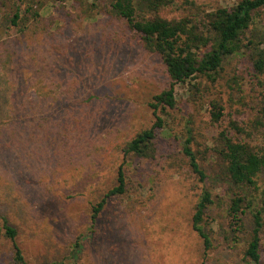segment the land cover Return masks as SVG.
<instances>
[{
    "label": "rangeland",
    "instance_id": "1",
    "mask_svg": "<svg viewBox=\"0 0 264 264\" xmlns=\"http://www.w3.org/2000/svg\"><path fill=\"white\" fill-rule=\"evenodd\" d=\"M195 1L209 9L239 0ZM46 6L42 13L51 16V31L57 35L55 49L46 46L54 51L49 61L76 73V155L53 153L58 142L41 138L43 131L30 141L19 137L23 143L12 149L3 144L6 140L0 142V264H17L4 221L15 228L26 264H251L244 255L250 212L242 215L240 232L231 230L225 213L229 188L247 197L250 191L216 173L212 152L217 134L231 131L230 121L243 130L231 131L235 140L264 151V76H254L248 54L227 59L215 83L199 78L177 84L175 109L157 113L165 125L154 140V155L140 158L125 148L155 122L149 104L170 83L160 58L136 46L130 32L115 40L121 27L110 17L77 18L68 0ZM8 12L0 11V37ZM253 18L251 29L261 31L264 8ZM60 74L65 75L63 68ZM194 83L201 85L199 92ZM27 95L34 98L32 92ZM212 102L223 108L216 123L210 121ZM188 130L191 150L207 176L204 183L181 152ZM74 134L69 131L62 140ZM119 167L124 193L108 198L92 220V206L116 185ZM258 186L264 188V175ZM203 187L222 197L204 218L212 246L207 256L191 227ZM260 233L264 245V228ZM261 257L264 263L263 250Z\"/></svg>",
    "mask_w": 264,
    "mask_h": 264
},
{
    "label": "trees",
    "instance_id": "2",
    "mask_svg": "<svg viewBox=\"0 0 264 264\" xmlns=\"http://www.w3.org/2000/svg\"><path fill=\"white\" fill-rule=\"evenodd\" d=\"M68 1L77 18L99 15L100 20L110 17L118 23L121 30L115 33V40L130 32L136 46L160 58L170 79L168 88L154 95L149 104L155 116L154 124L128 142L126 154L140 158L154 155V140L165 125L157 113L175 109L177 84L199 78L215 83L223 63L243 53L248 54L254 76H264V28L251 29L253 14L264 8V0H239L228 7L209 9L195 0ZM50 3L51 0H0V11L9 8L8 25L0 37V142L6 140L3 144L12 149L23 143L22 139L30 141V137L43 131L41 138L58 142L53 153L66 156L72 151L76 155V73L66 65L54 66L49 61L54 51L47 50L46 46L55 49L57 35L51 31L55 24L51 16L46 17L42 12ZM61 68L64 76L60 74ZM192 87L199 92L201 85L194 83ZM29 92L34 98L27 95ZM92 99L90 96L86 100ZM210 107V121H220L222 106L212 102ZM47 112L51 115L47 116ZM229 128L237 134L243 132L236 121H230ZM69 131H74V136L63 141L62 135L68 136ZM231 131L222 130L217 134V147L212 149L216 157L213 167H217L216 173L230 185L250 191L247 197L229 188L225 213L231 230L240 232L242 215L247 210L250 212L252 228L244 255L251 264H264L260 237L264 228V188L258 186L259 178L264 175V151L257 152L249 143L235 140ZM190 143L188 130L181 152L188 160L190 171L204 183L207 176ZM125 186V176L119 167L116 185L92 206L91 219L98 217L108 198L123 194ZM221 200L222 197L203 187L194 207L191 227L202 240L204 256L212 247L204 230V218L207 210ZM2 229L4 236L12 241L14 261L26 264L15 243V228L4 221Z\"/></svg>",
    "mask_w": 264,
    "mask_h": 264
}]
</instances>
